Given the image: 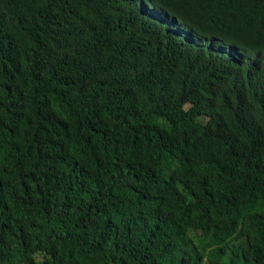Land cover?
I'll use <instances>...</instances> for the list:
<instances>
[{
  "label": "trees",
  "instance_id": "16d2710c",
  "mask_svg": "<svg viewBox=\"0 0 264 264\" xmlns=\"http://www.w3.org/2000/svg\"><path fill=\"white\" fill-rule=\"evenodd\" d=\"M0 264H264V0H0Z\"/></svg>",
  "mask_w": 264,
  "mask_h": 264
}]
</instances>
